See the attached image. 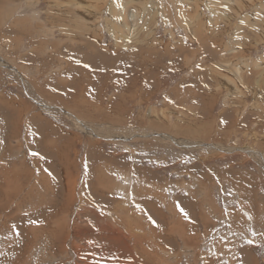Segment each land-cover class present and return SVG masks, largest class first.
<instances>
[{"label":"rangeland","instance_id":"374dc122","mask_svg":"<svg viewBox=\"0 0 264 264\" xmlns=\"http://www.w3.org/2000/svg\"><path fill=\"white\" fill-rule=\"evenodd\" d=\"M0 61V264H264V0H0Z\"/></svg>","mask_w":264,"mask_h":264},{"label":"bare ground","instance_id":"6f19581e","mask_svg":"<svg viewBox=\"0 0 264 264\" xmlns=\"http://www.w3.org/2000/svg\"><path fill=\"white\" fill-rule=\"evenodd\" d=\"M0 64L2 65V63H1V61H0ZM79 121V120H78ZM90 132V131H89ZM91 133V132H90ZM141 135H143V134H141ZM178 145V144H177ZM189 145V144H188ZM192 145H195V144H192ZM212 147V146H211ZM213 149H217V150H221V149H223V150H229V149H224V148H222V147H220V146H215V145H213V147H212ZM252 153V152H251ZM259 159H261V160H263V158L262 157H259Z\"/></svg>","mask_w":264,"mask_h":264},{"label":"water","instance_id":"95a60500","mask_svg":"<svg viewBox=\"0 0 264 264\" xmlns=\"http://www.w3.org/2000/svg\"><path fill=\"white\" fill-rule=\"evenodd\" d=\"M11 70H12V69H11ZM211 146L213 147V145H207V147H211Z\"/></svg>","mask_w":264,"mask_h":264},{"label":"crops","instance_id":"0c3cea01","mask_svg":"<svg viewBox=\"0 0 264 264\" xmlns=\"http://www.w3.org/2000/svg\"><path fill=\"white\" fill-rule=\"evenodd\" d=\"M245 192H246V190H245Z\"/></svg>","mask_w":264,"mask_h":264}]
</instances>
